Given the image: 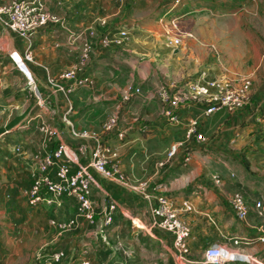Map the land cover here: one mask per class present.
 I'll return each instance as SVG.
<instances>
[{
	"label": "crops",
	"instance_id": "1",
	"mask_svg": "<svg viewBox=\"0 0 264 264\" xmlns=\"http://www.w3.org/2000/svg\"><path fill=\"white\" fill-rule=\"evenodd\" d=\"M86 1L45 0L60 22L43 27L32 40L33 57L27 65L34 84L10 57L11 51L23 57L28 43L0 23V264H36L39 250L67 252L79 240L82 246L67 253L80 255L89 248L92 264H180L174 235L156 226L151 213L161 193L193 205L192 211L182 215L191 227L189 262L185 264H202L208 247L232 239L242 240L238 248L253 259L252 264H264V242L259 239L264 220L255 208V201L264 194L263 129L257 123V113L264 109V83L255 90L251 104L241 110L205 116L202 105H190L177 111L178 122L163 116L159 97L163 85L194 74L195 80L202 74L207 79L225 77V8L244 6V0ZM248 1L262 6L264 13V0ZM184 16L190 19L188 28L177 26L187 19ZM172 19L176 25L170 26ZM123 28L128 35L122 44L101 43L105 32L115 34ZM172 35L183 37L179 47L168 45ZM86 43L92 48L85 73L92 83L67 95L49 80L79 63ZM209 44L221 56L216 57ZM127 95L131 99L122 121L134 122L141 115L154 128L144 135L135 130L132 140L120 141L113 148L134 182H149L147 193L110 181L91 168L96 223L78 216L73 197H64L61 206H32L26 192L44 153L60 142L74 147V129L90 130L104 139L103 125L110 109L119 96ZM193 117L200 119L207 140L195 141L185 151L178 149L169 159V150L181 140L175 141L186 139L187 122ZM43 125L57 129L58 138L49 140L41 130ZM251 140L259 143L258 149L251 146ZM84 142L88 151L85 155L75 152L70 161L73 170L91 161L96 140ZM246 148L250 150L244 157ZM125 153L132 155L126 162ZM188 153L191 158L186 161ZM235 193H242L247 201L245 220L236 216L229 202ZM111 199L118 207L110 225L104 226L103 212ZM51 220L74 221V228L61 231ZM30 250L33 261H20L23 251Z\"/></svg>",
	"mask_w": 264,
	"mask_h": 264
},
{
	"label": "built area",
	"instance_id": "2",
	"mask_svg": "<svg viewBox=\"0 0 264 264\" xmlns=\"http://www.w3.org/2000/svg\"><path fill=\"white\" fill-rule=\"evenodd\" d=\"M161 21L163 22V19ZM58 22H60L59 17L49 11L45 0H10L0 3V23L20 35L28 43V49L23 57H17V53L13 51L10 52V57L18 68L25 73L30 84H34V80L27 61L32 60L33 57L32 40L43 27ZM106 23V20H102V24ZM169 25H176V20L172 19ZM127 35L128 32L124 28L119 29L115 34L105 32L101 37V43L104 46H109L111 43L120 45ZM182 40L181 35L170 37L168 45L179 47ZM91 48V45L86 43L81 61L66 69L60 76L51 78L49 82L67 95L90 86L92 79L86 75L85 71L90 60ZM20 59L23 64H20ZM63 81L68 82V84H63ZM33 92H36V89ZM159 97L163 103V116L173 122L179 121L177 111L190 105H202L205 116H211L222 111L232 113L251 104L253 79L248 76L235 79L223 76L207 79L206 74H202L198 80H189L181 85L176 81L163 85L159 90ZM129 98L130 95H127L123 99L128 100ZM258 120L264 123V116H259ZM65 122H67V118H65ZM200 127L201 121L198 117L190 118L187 122L186 140L175 143L168 152V158H173L178 149L191 137L195 141L205 142L207 138ZM103 128L104 134L116 132L121 140L126 136V129L120 127L118 113L110 115ZM41 130L49 140L58 138L57 129L49 125H43ZM72 135L74 139L80 141L76 148L65 142H60L56 149L48 150L39 160L38 168L32 175V185L26 192L32 206H61L64 197H73L78 204V216L92 224L96 223V207L92 199L95 178L91 168L110 181L142 194L147 193L150 186L149 182H134L121 167L118 152L102 137H99L98 133L86 129L81 131L74 129ZM85 139L96 140L91 161L88 165H81L78 169L73 170L70 161L74 160L75 152L85 155L88 151L89 147L84 142ZM19 150L20 147L17 146L16 151ZM190 158L191 154L188 153L185 160L189 161ZM214 179L217 183H221L219 176H214ZM155 188L159 189L160 186L155 185ZM229 202L240 220L248 218L249 207L242 193L232 195ZM117 207L118 202L111 199L103 212L104 226L110 225ZM255 208L258 216L264 220V194L255 201ZM192 210L193 205L189 200H183L180 203L174 196L165 193L157 195L156 203L151 209L156 226L174 235V247L180 264L189 262V239L191 237V227L183 220L182 215ZM51 224L61 231L74 228V221L71 220L65 222L51 220ZM261 230L262 235L259 239L264 242V225ZM241 242L240 239H232L230 243L211 245L204 252L202 264H231L236 262L252 264L253 259L238 248ZM88 253L89 248H85L80 255L77 253L68 254L64 249L51 250L47 253L41 249L36 253L35 259L36 264H75L73 261L77 258L79 260L77 264H92Z\"/></svg>",
	"mask_w": 264,
	"mask_h": 264
},
{
	"label": "rangeland",
	"instance_id": "3",
	"mask_svg": "<svg viewBox=\"0 0 264 264\" xmlns=\"http://www.w3.org/2000/svg\"><path fill=\"white\" fill-rule=\"evenodd\" d=\"M3 1H8V0H0V2H3ZM87 1H92V0H87ZM244 3L246 5L244 6L240 5L238 8H225V77L235 79L241 76H248L252 78L253 83H254V89H253V100H254V96L256 95L255 90L262 83H264V13L262 12V6H259V8H257V5H252L253 3L249 2L248 0H244ZM184 18H187V19L183 20L181 22V25L179 24V21L177 22L178 27L184 26L188 28L190 26L189 17L188 16L182 17V19ZM203 29H205V27H203ZM172 36H175V35H172ZM209 47L211 49V47L213 48V45L209 44ZM214 49L215 48H213L212 50L214 51ZM217 51L216 49L214 51L216 57L221 56V53ZM196 76L197 75L194 74V75L189 76V78L188 77L183 78V80H180L178 84L181 85L185 83L186 81L195 80L194 78H196ZM262 87L264 89V86ZM81 89H79L78 91H80ZM78 91L73 93V95L76 94ZM123 98H124L123 96H119L117 98V102L115 106L112 107V109H110L111 112L109 115L113 113H118L121 126H123V128L125 129H127L130 126H133V128L131 127L128 130L125 138L122 140L118 138L115 132L104 134L105 141L114 148H116V144L120 141L122 143L123 142L125 143V142L132 140L131 134L133 131L139 130L140 134L144 135L145 133L150 131L151 128H154L153 126L151 127L147 122L142 121L141 115L138 116L137 121L133 122L131 120L130 123L123 122L122 113L126 109V107H128V103L130 102L131 97L128 100H124ZM263 111L264 109L258 112L257 116L261 115ZM257 123L259 125L260 124L262 125L261 129H263V131H261L262 137L260 140H261V144H263L264 143V126H263L264 124H262L258 120H257ZM144 129L146 130L143 131ZM179 140L184 141L186 139L184 140L178 139L175 142ZM75 141H76L75 143L73 142L74 147H76L80 143L79 140H75ZM194 144H195V140L191 137L179 149L185 151L184 149H186L187 146L193 147ZM256 145H259V143L257 141L251 140V146L255 149H258ZM206 149L207 147L202 148L201 150L205 151ZM249 150H250L249 148H246L245 153H243L244 157H246L249 154V152H246ZM130 156L132 155L130 154L126 156V153H125L123 155V158H124L123 160H125V162L126 160L129 161ZM136 157L137 158L140 157V154L136 155ZM245 160L247 161V159L244 158L243 161ZM126 173H127V170H126ZM79 241L76 242L77 244L72 243L67 248V252L71 253L73 249L72 247H75V246L81 247L82 243H79ZM23 252H25L24 253L25 255L22 256V259H20V261H33L32 256H31L32 254L31 250L27 252L26 251H23ZM27 264H35V263L32 262V263H27ZM231 264H240V263L236 262V263H231Z\"/></svg>",
	"mask_w": 264,
	"mask_h": 264
},
{
	"label": "trees",
	"instance_id": "4",
	"mask_svg": "<svg viewBox=\"0 0 264 264\" xmlns=\"http://www.w3.org/2000/svg\"><path fill=\"white\" fill-rule=\"evenodd\" d=\"M259 116H260V117H261V116H264V111H263V112H262V114H261V115H259ZM259 116H258V117H259Z\"/></svg>",
	"mask_w": 264,
	"mask_h": 264
}]
</instances>
